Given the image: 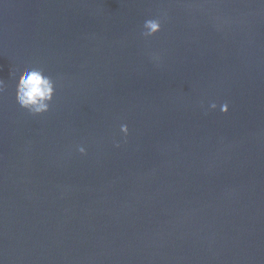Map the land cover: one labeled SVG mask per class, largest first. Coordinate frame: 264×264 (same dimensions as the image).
<instances>
[{"label": "water", "instance_id": "95a60500", "mask_svg": "<svg viewBox=\"0 0 264 264\" xmlns=\"http://www.w3.org/2000/svg\"><path fill=\"white\" fill-rule=\"evenodd\" d=\"M0 79V264H264V0H0Z\"/></svg>", "mask_w": 264, "mask_h": 264}, {"label": "clouds", "instance_id": "9594fccd", "mask_svg": "<svg viewBox=\"0 0 264 264\" xmlns=\"http://www.w3.org/2000/svg\"><path fill=\"white\" fill-rule=\"evenodd\" d=\"M167 13L163 12L161 16H166ZM161 29V18H149L145 19L142 24L141 35L145 38L151 37ZM154 61H159V56L156 54L152 55ZM15 75V97L18 105L27 110L33 115H38L47 112L50 108V104L55 94V82L53 78L46 74L42 68L32 67L19 74ZM5 84L0 79V90H3ZM217 108L216 102H210L207 105L205 114L208 111L215 110ZM229 110V104L223 102L219 105V111L226 113ZM128 125L120 124L119 132L122 134V139L128 135ZM119 147V142L116 143ZM80 153L85 152L83 146L78 147Z\"/></svg>", "mask_w": 264, "mask_h": 264}]
</instances>
